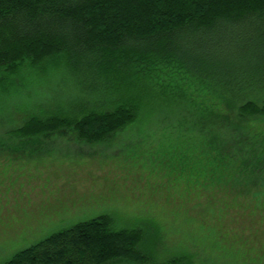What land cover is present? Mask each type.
<instances>
[{
    "label": "trees",
    "instance_id": "1",
    "mask_svg": "<svg viewBox=\"0 0 264 264\" xmlns=\"http://www.w3.org/2000/svg\"><path fill=\"white\" fill-rule=\"evenodd\" d=\"M62 71L82 85V102L32 115L19 136L64 129L97 143L187 102L213 172L236 184L264 174V0H0L1 87ZM228 229L202 236L212 252L199 263L186 249L159 260L142 249L143 227L116 229L101 215L3 264H235Z\"/></svg>",
    "mask_w": 264,
    "mask_h": 264
},
{
    "label": "rangeland",
    "instance_id": "2",
    "mask_svg": "<svg viewBox=\"0 0 264 264\" xmlns=\"http://www.w3.org/2000/svg\"><path fill=\"white\" fill-rule=\"evenodd\" d=\"M24 79L11 76L6 88L0 85V264L101 215L111 216L116 229L143 227L142 249L159 260L186 249L201 252V262L212 252L202 236L216 237L226 226L233 262L264 264V174L236 184L238 176L213 172L198 116H187L190 104L177 115L153 109L97 143L64 129L26 138L15 130L27 118L74 106L83 95L68 72Z\"/></svg>",
    "mask_w": 264,
    "mask_h": 264
}]
</instances>
